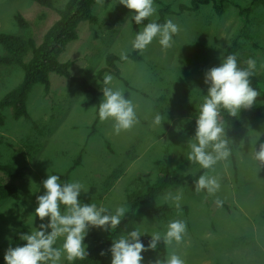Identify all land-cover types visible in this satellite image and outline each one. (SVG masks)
<instances>
[{
	"label": "rangeland",
	"instance_id": "1",
	"mask_svg": "<svg viewBox=\"0 0 264 264\" xmlns=\"http://www.w3.org/2000/svg\"><path fill=\"white\" fill-rule=\"evenodd\" d=\"M66 1L54 0L55 7L62 8ZM158 1L175 12L167 16L178 26L170 48L163 49L154 39L140 51V61L122 60L121 51L127 55L133 50L131 40L135 34L127 16L129 10L118 0L109 4L95 0L92 13L98 22L80 23L77 39L69 42L59 56V61L71 62L72 77H82L98 90V71L105 67L108 54L116 55L120 59L115 64L121 79L106 73L113 76L112 84L136 106L138 123L132 128L114 134L112 121H100L97 116L96 106L102 95L94 99L54 73L49 75L48 92L42 85H35L28 94L27 117L15 119L10 109L0 108V164L24 170L23 179L17 182L19 201H0L2 260L9 242L15 246V235L30 230L33 224L31 212L35 195L43 192L41 181L47 174L68 173L78 160L68 181L78 180L87 190L80 199L113 211L116 206H125L128 212L124 218L129 214L128 194L142 184L154 182L157 162L180 174L201 171L218 178L220 188L213 195L192 193L182 187L165 190L147 204L171 206V213L163 220L136 215L135 227L147 236L153 232L163 234L171 220H183L186 225L181 242L167 245L165 256L156 251L144 252L145 264L157 257L164 259L169 252L177 253L185 264H264V166L252 156L253 145L258 147L264 142V6L254 7L251 12L248 41L237 39L242 22L236 7H247L252 0H231L220 17L213 13L211 5L202 6L197 12L179 13V5H189L191 0ZM154 6L158 17L159 5L155 1ZM17 13L27 22L26 29L15 23ZM57 19L56 10L31 0H0V32L33 38L39 44ZM232 41L237 43L244 67L249 57L256 60L253 75L262 90L263 116L248 120L241 109L236 115L241 127L231 137L230 156L212 169H203L187 160V140L191 136L183 129L195 122L198 106L206 95L205 71L219 64L225 47ZM21 78L19 67H0V99ZM156 113L164 117L162 127L152 124ZM0 181L9 179L1 175ZM177 192L181 194L179 208L170 198L166 199ZM216 199L222 201L219 206ZM110 231L97 229L101 236ZM61 242L62 238L56 246ZM66 261L62 255L59 264Z\"/></svg>",
	"mask_w": 264,
	"mask_h": 264
},
{
	"label": "clouds",
	"instance_id": "2",
	"mask_svg": "<svg viewBox=\"0 0 264 264\" xmlns=\"http://www.w3.org/2000/svg\"><path fill=\"white\" fill-rule=\"evenodd\" d=\"M118 2L129 10L127 16H130V23L141 25L147 18L153 17L135 33L131 40L132 49L142 51L154 39L163 49L172 46V38L178 26L171 19L157 22L154 0ZM120 58L127 59L124 51H121ZM244 63L246 67L239 66L236 55L230 53L220 57L219 64L204 73L203 82L207 92L198 106L194 134L187 140V160L203 169H212L218 161L227 159L231 154L229 138L219 118L221 109L235 117L241 109L251 108L260 95L250 83V77L256 69V60L249 57ZM112 81L111 74L103 76V86L100 87L102 97L96 111L99 120H111L113 133L119 134L136 125L138 116L132 99L125 97V92L115 87ZM162 121L164 117L160 113L152 118V124L156 127H162ZM252 156L260 166H264V142L259 143L258 147L253 145ZM41 185L43 192L35 195V208L31 212L34 213L33 224L30 230L19 233L23 243L13 246L9 242L3 254L4 264H59L62 255L69 262L83 259L88 255L86 237L89 231H110L121 223L128 212L125 206H116L113 211L104 205L83 202L80 196L87 190L78 180L61 182L58 175L47 174ZM194 187L197 192L204 190L213 195L219 190L220 183L217 177L204 173L194 181ZM168 198L179 208V192L169 194ZM215 202L217 206L222 203L219 199ZM35 220L39 223H35ZM185 232L183 220H171L163 234L153 232L145 244L140 239L144 233L133 228L126 235L112 239L107 249L110 264H145L144 252L155 250L161 241L165 245L178 244ZM61 238L62 242L56 246ZM99 254L105 255V250L101 249ZM146 264H185V261L177 253L169 252L166 258L150 259Z\"/></svg>",
	"mask_w": 264,
	"mask_h": 264
},
{
	"label": "trees",
	"instance_id": "3",
	"mask_svg": "<svg viewBox=\"0 0 264 264\" xmlns=\"http://www.w3.org/2000/svg\"><path fill=\"white\" fill-rule=\"evenodd\" d=\"M31 1L48 9L56 10L58 19L45 32L39 44H36L33 38H24L14 34L0 32V46L3 49V53H0V67L16 66L22 70L20 82L0 99L1 109H10L15 119L27 117L28 94L35 85H42L45 92H48L50 88L49 75L51 73L67 78L70 87H75L83 93L90 94L94 99L102 95L100 87L103 86L102 81L104 73L109 72L116 78L121 79L119 70L115 64V62L120 59L114 54H108L106 56L105 67L100 69L97 73L100 82L98 90L92 87L84 78L72 77L70 75L71 62L59 61V56L65 50L67 44L77 39L79 24L82 22L96 24L98 22L97 17L92 13V5L95 0H67L62 8H56L54 0ZM105 1L106 4H109L114 0ZM154 1L159 5L157 11L158 23H163L167 19V16L175 13L169 6L163 5L158 0ZM230 4L231 0H191L189 5H179L178 12H197L202 6L211 5L213 13L220 17ZM258 6H264V0H252L247 7H236L242 22L237 39L250 40V16L254 7ZM14 21L21 29H26L28 27L27 22L19 13L14 16ZM150 21L151 20L146 19L143 23ZM143 23L141 25H136L134 22L131 23L134 34L139 30L140 26H143ZM230 53L235 54L238 65L244 67L238 55L236 41H232L225 47L222 57ZM126 60L135 62L140 61V51L133 49L127 54ZM123 83L128 87L127 82ZM250 83L260 95L256 98L251 108L243 109V113L248 120H258L263 116L260 107L262 90L259 79L255 75L250 77ZM219 117L224 123L226 135L229 138V147L232 149L230 145L231 137L235 130L241 127V123L237 116H229L224 109H221ZM194 126L195 122L188 124L184 127L183 131L192 136L194 134ZM233 157L232 155V158ZM77 165L78 160L75 162V165L70 168L69 172ZM157 166V176L154 182L146 186L142 184L140 188L128 194V216L121 220V223L112 229L107 236L99 235L97 229L90 230L86 237V241L90 244L87 248L88 255L83 259H77L71 262L66 261L63 264H110V254L107 253V249L112 239L118 238L120 235H126L133 228H136L134 222L137 214H142L154 221H160L171 213L172 208L168 204L147 206V204L156 200L165 190L171 187H182L192 193L205 192L204 190L197 192L194 187V181L202 174L201 171L196 174H180L161 162H157ZM69 172L63 175L54 174L60 177V181L69 182ZM1 175L7 177L9 181H0V201H19L20 190L17 182L23 179L24 170L12 164H0V176ZM19 233L14 237L15 245L23 243V241L19 239ZM140 239L143 243L147 244L150 240V236L142 235ZM101 249L105 250V255L103 256L99 254ZM150 251H156L159 255L165 256L167 254V245H165L163 241L158 242L157 248ZM1 261L3 260L0 258V262Z\"/></svg>",
	"mask_w": 264,
	"mask_h": 264
}]
</instances>
